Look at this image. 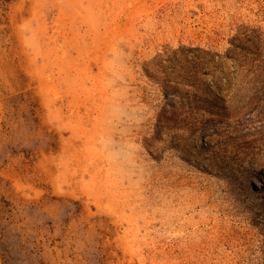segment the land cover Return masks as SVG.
<instances>
[{"label":"rangeland","instance_id":"1","mask_svg":"<svg viewBox=\"0 0 264 264\" xmlns=\"http://www.w3.org/2000/svg\"><path fill=\"white\" fill-rule=\"evenodd\" d=\"M2 235L14 264H264V0H0Z\"/></svg>","mask_w":264,"mask_h":264},{"label":"trees","instance_id":"2","mask_svg":"<svg viewBox=\"0 0 264 264\" xmlns=\"http://www.w3.org/2000/svg\"><path fill=\"white\" fill-rule=\"evenodd\" d=\"M3 235L0 236V255L4 264H14V256L12 254V250H9L6 243L2 240Z\"/></svg>","mask_w":264,"mask_h":264}]
</instances>
